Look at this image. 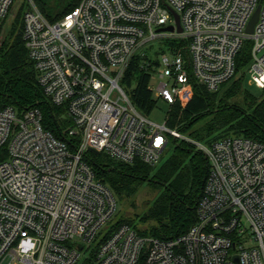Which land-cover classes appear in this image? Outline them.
<instances>
[{"label": "built area", "instance_id": "obj_1", "mask_svg": "<svg viewBox=\"0 0 264 264\" xmlns=\"http://www.w3.org/2000/svg\"><path fill=\"white\" fill-rule=\"evenodd\" d=\"M16 1L0 0V39ZM24 3L23 38L38 82L65 108L68 135L78 140L71 146L46 130L37 107H0V264H264V143L235 133L188 139L167 120H151L122 85L132 58H146L139 48L170 36L184 43L153 65L151 80H162L150 85L157 100L187 105L191 75L218 90L235 77L247 41V71L264 88V0H81L57 21L34 0ZM168 26L174 31H159ZM171 137L202 150L210 168L196 222L161 239L115 219L118 198L86 154L156 167Z\"/></svg>", "mask_w": 264, "mask_h": 264}, {"label": "trees", "instance_id": "obj_2", "mask_svg": "<svg viewBox=\"0 0 264 264\" xmlns=\"http://www.w3.org/2000/svg\"><path fill=\"white\" fill-rule=\"evenodd\" d=\"M34 1L50 21H56L78 6L81 0H65L61 2L63 4ZM21 14L20 11L15 18L11 31L13 38L0 45V107L13 105L18 111L37 107L42 113L44 128L75 146L78 139L68 135L72 119L65 108L51 102L38 82L23 38ZM183 43L179 39L172 41L171 45L181 49ZM145 59L140 54L132 58L122 85L136 107L149 115L158 101L150 88L153 65L158 61L148 60L149 64L142 66ZM250 60L247 41L237 55L235 77L216 91L208 90L191 75L194 96L185 106L178 102L170 105L167 117L170 127L184 133L194 123L206 118L203 126L191 132L193 139L210 143L224 134L235 133L264 143V88L262 96L257 98L244 86ZM172 152L156 167L141 161H118L104 153L90 151L86 154V160L97 177L113 190L118 199L132 196L146 181L159 185L160 191L144 217L157 223L147 230L141 228V231L161 239L180 236L196 222L198 204L210 168L205 153L186 140L174 139ZM123 222L136 224L133 219L121 217L119 223Z\"/></svg>", "mask_w": 264, "mask_h": 264}, {"label": "rangeland", "instance_id": "obj_3", "mask_svg": "<svg viewBox=\"0 0 264 264\" xmlns=\"http://www.w3.org/2000/svg\"><path fill=\"white\" fill-rule=\"evenodd\" d=\"M25 1V8L27 7L28 0H17L13 6V9L10 15L7 18L4 32L2 38L0 39V45L5 41H10L13 37L11 35L12 28L16 23V16L20 11V5ZM50 2H56L63 4L61 2L65 0H48ZM81 2V1H80ZM39 8V7H38ZM40 9V8H39ZM62 16L59 18L61 19ZM57 19V20H59ZM56 20V21H57ZM20 24L17 23V29H19ZM172 38L170 36H162L161 38L149 41L143 44L139 48V52L141 54L146 55V59H155L161 60L163 53H167L169 46L171 45ZM162 68H160L161 70ZM162 80L159 78L157 74H155L150 82V85L153 89H157L159 83ZM244 86L245 88L252 93L255 97L260 98L263 94V88L258 87L255 83L252 82V75L250 72H246V76L244 79ZM227 87H225L223 91H225ZM170 110V104H168L163 99H159L157 104L155 105L152 112L148 115V117L156 123L163 124L168 117V113ZM207 121L206 118L199 120L198 122L194 123L190 129L186 130L183 135L188 138L195 140L191 137V132L194 130L199 129L203 124ZM173 145L174 140L171 137L168 151L164 154L162 160L157 165H161L169 156L173 154ZM160 191V187L154 181H146L137 190L135 194L130 197H124L123 199H118L117 211L115 215V219H119L120 217L133 219L137 225H139L142 229L147 230L152 225H156V221L151 220L150 218L144 219L146 213L152 206L157 194Z\"/></svg>", "mask_w": 264, "mask_h": 264}, {"label": "water", "instance_id": "obj_4", "mask_svg": "<svg viewBox=\"0 0 264 264\" xmlns=\"http://www.w3.org/2000/svg\"><path fill=\"white\" fill-rule=\"evenodd\" d=\"M259 10H260V6L258 7L255 15L253 16V18L251 19V21L249 23V26H248V29H247V31L249 33H252L253 30H254V26H255V24H256V22L258 20V16H259ZM174 14H175L177 25H178L177 31L178 32H183V27H182V25L180 23L179 15L176 12H174ZM159 31H174V27L173 26H168V27L160 28Z\"/></svg>", "mask_w": 264, "mask_h": 264}]
</instances>
